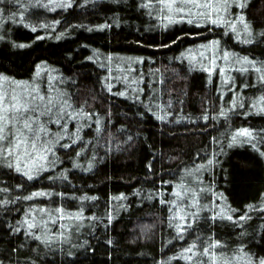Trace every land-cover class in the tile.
I'll use <instances>...</instances> for the list:
<instances>
[{
	"label": "trees",
	"instance_id": "obj_1",
	"mask_svg": "<svg viewBox=\"0 0 264 264\" xmlns=\"http://www.w3.org/2000/svg\"><path fill=\"white\" fill-rule=\"evenodd\" d=\"M0 84V264L264 261V0H0Z\"/></svg>",
	"mask_w": 264,
	"mask_h": 264
},
{
	"label": "snow or ice",
	"instance_id": "obj_2",
	"mask_svg": "<svg viewBox=\"0 0 264 264\" xmlns=\"http://www.w3.org/2000/svg\"><path fill=\"white\" fill-rule=\"evenodd\" d=\"M239 6L242 7L243 4L241 3ZM37 99L43 98L37 97ZM39 107V105L30 108L26 105L12 104L11 115H3L0 113V157L7 159V156L14 155L22 148L25 153L31 154L28 151L29 148L37 151L38 147H42V145L38 146L37 142L41 140L40 133L44 130L39 126L34 127L35 119H38L36 114ZM5 111L7 112L9 110L5 109ZM241 135L250 134L245 131ZM5 141H7L6 144L4 143ZM43 151L46 152L47 149L44 148ZM38 158L42 159L43 156ZM9 166H11L10 163ZM29 227H34V225L30 224ZM261 264H264V261Z\"/></svg>",
	"mask_w": 264,
	"mask_h": 264
},
{
	"label": "rangeland",
	"instance_id": "obj_3",
	"mask_svg": "<svg viewBox=\"0 0 264 264\" xmlns=\"http://www.w3.org/2000/svg\"><path fill=\"white\" fill-rule=\"evenodd\" d=\"M29 88H27L26 86L24 88H20L19 90H14L15 93H13L12 95L6 94L0 84V113H2L3 115H9L12 114L11 113V105L12 104H17V105H21V98H25L23 97V95L26 93L28 94ZM27 99V98H26ZM5 109H8L9 111H5ZM22 151L21 154L22 158L20 163L23 162L24 158H25V152L23 150V148L20 150ZM18 157V156H17Z\"/></svg>",
	"mask_w": 264,
	"mask_h": 264
}]
</instances>
